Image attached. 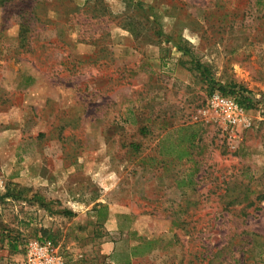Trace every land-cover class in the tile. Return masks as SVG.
<instances>
[{
  "label": "rangeland",
  "instance_id": "1",
  "mask_svg": "<svg viewBox=\"0 0 264 264\" xmlns=\"http://www.w3.org/2000/svg\"><path fill=\"white\" fill-rule=\"evenodd\" d=\"M0 264H264V0H0Z\"/></svg>",
  "mask_w": 264,
  "mask_h": 264
},
{
  "label": "built area",
  "instance_id": "2",
  "mask_svg": "<svg viewBox=\"0 0 264 264\" xmlns=\"http://www.w3.org/2000/svg\"><path fill=\"white\" fill-rule=\"evenodd\" d=\"M206 109L226 128L248 126L244 108L238 104L235 98L225 96L218 90H214L207 98ZM48 246L49 243H43L44 249Z\"/></svg>",
  "mask_w": 264,
  "mask_h": 264
},
{
  "label": "trees",
  "instance_id": "3",
  "mask_svg": "<svg viewBox=\"0 0 264 264\" xmlns=\"http://www.w3.org/2000/svg\"><path fill=\"white\" fill-rule=\"evenodd\" d=\"M215 90H218L221 94H223L225 96H231V97L235 98L237 100L238 104L241 107H243L244 110L250 109L251 107H253L255 105V103H257L254 100V97H252V95L249 92H247L243 89L234 88V87H227V88L218 87ZM213 91H214V89L212 88V92Z\"/></svg>",
  "mask_w": 264,
  "mask_h": 264
}]
</instances>
